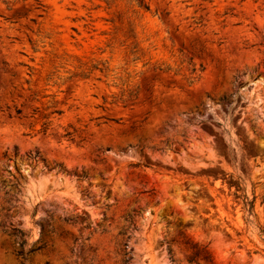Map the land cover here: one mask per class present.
<instances>
[{"label":"rangeland","instance_id":"rangeland-1","mask_svg":"<svg viewBox=\"0 0 264 264\" xmlns=\"http://www.w3.org/2000/svg\"><path fill=\"white\" fill-rule=\"evenodd\" d=\"M262 231L264 0H0V264H264Z\"/></svg>","mask_w":264,"mask_h":264},{"label":"trees","instance_id":"trees-1","mask_svg":"<svg viewBox=\"0 0 264 264\" xmlns=\"http://www.w3.org/2000/svg\"><path fill=\"white\" fill-rule=\"evenodd\" d=\"M245 205L248 207V209H252V202H246ZM16 233L19 235V237H20L21 239H23L24 234H23L22 231H20V230H16ZM262 233L264 234V231H262ZM20 245H21L22 247H24V246L26 245V241L21 240ZM125 248H127V247H125ZM42 249H44V246H39V247H37V248H35V249L30 250V252L32 253V252H36V251H41ZM17 255L19 256V255H23V254H21V253H17ZM126 255H127V252H124V253H123V256H126ZM123 263L125 264L126 262L123 261ZM45 264H47V263H45Z\"/></svg>","mask_w":264,"mask_h":264}]
</instances>
